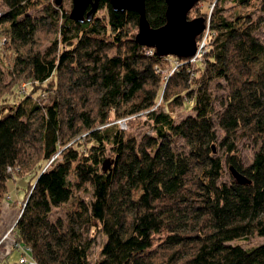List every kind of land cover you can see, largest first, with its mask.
Here are the masks:
<instances>
[{
	"label": "trees",
	"instance_id": "trees-1",
	"mask_svg": "<svg viewBox=\"0 0 264 264\" xmlns=\"http://www.w3.org/2000/svg\"><path fill=\"white\" fill-rule=\"evenodd\" d=\"M1 1L11 60L4 67L0 51V219L8 180L31 173L12 226L36 264H264V241L232 242L264 236V0H210L209 23L198 0L188 16L198 11L208 24L196 57L139 43V13L110 0L83 21L63 0H42L39 12L33 0ZM228 1L242 9L227 15ZM166 7L145 0L151 26L166 22ZM170 57L175 69L163 78ZM186 100L190 112L176 119ZM122 117L147 127L137 135ZM239 137L252 140L249 163ZM225 164L250 181L231 169L222 179Z\"/></svg>",
	"mask_w": 264,
	"mask_h": 264
},
{
	"label": "rangeland",
	"instance_id": "rangeland-1",
	"mask_svg": "<svg viewBox=\"0 0 264 264\" xmlns=\"http://www.w3.org/2000/svg\"><path fill=\"white\" fill-rule=\"evenodd\" d=\"M33 1L34 3L30 7V11L39 12L42 7V0H33ZM203 2L204 3L203 4L201 3V5H203L205 9L208 8L209 6L208 15H207V21H209L210 14H211L210 12L214 6V3L210 0L203 1ZM63 6L64 8L70 11L72 8V0H63ZM225 7H226V14L229 16L234 15V13L237 10L242 9L239 6H236L234 2H231V1L226 2ZM5 8L6 6L0 0V13L3 12ZM248 8H252V6ZM255 13L258 14V13H261V11L259 9H256ZM195 16H201V14H199V12L196 11L190 16V18L195 17ZM2 27L3 26H0V51H1V57L4 62L2 63V65L6 67L7 65H9V61L11 60V54H10V51L4 50V48L2 47V42L5 41V40L3 41V39L5 38V33L3 32ZM257 33L264 40V21L261 23V25L257 29ZM203 43H204V37L201 38V44ZM175 65H176V61L172 59L171 57L165 60V62L162 65L163 78L167 77L173 72V70L175 69ZM27 82L28 81L22 82L19 88L25 89V87L27 86ZM19 95H20L19 90H17V92H15L13 96L9 95V99L7 100L11 101L12 98H15V97L16 99H19ZM1 105L2 104L0 103V107ZM190 110H191L190 102L186 100L185 104L175 107L174 116L176 119H180L185 114L190 112ZM143 118L144 117H137L131 122H129V120L126 119L125 121L126 126L124 129L128 131H132L133 133L139 135L144 130V128L147 127V125L144 123ZM218 133H219V139H221L224 133L221 129H218ZM237 146H238L237 153L238 155H240L243 163L251 162L252 157H253V152H254V147H253L251 138L239 137L237 139ZM29 176H31V173H27L25 171L18 173V170H16L14 177H11L7 182L8 190H7L6 197L4 198V203H3L4 208L2 209V215L0 219V258L5 257L10 262L17 261L19 259L21 255V250L14 245L15 230L12 229L13 227H11L12 226L11 223L13 222V221L11 222V218H12L11 216L13 213L6 215L7 212H5V210L8 209L9 206L17 207L19 205V202H21V200L24 198L26 188L28 186ZM231 177H232V174L230 172L229 165L225 164V171H224V176L222 179H230ZM86 195H87V198L90 197V194H86ZM7 200L9 203L7 202ZM69 206H70V203H67L61 207H57L54 209L53 214L54 215L63 214L64 211ZM6 231H8V233L5 235ZM161 236L162 234L155 235V238H154L155 243H157L161 239L160 238ZM104 240H105V236L101 233H98L96 236L95 244L93 245L92 250H91V258L93 262L99 257L100 249H101V246ZM262 241H264V236H259L255 234V235L249 236L248 238L235 239L232 242H238L244 246H252Z\"/></svg>",
	"mask_w": 264,
	"mask_h": 264
},
{
	"label": "water",
	"instance_id": "water-1",
	"mask_svg": "<svg viewBox=\"0 0 264 264\" xmlns=\"http://www.w3.org/2000/svg\"><path fill=\"white\" fill-rule=\"evenodd\" d=\"M60 1V0H57ZM100 0H72L70 17L83 21L91 19L99 6ZM166 22L158 27L151 26L145 8V0H110L116 10L132 9L139 13L138 31L136 40L146 46L154 47L160 55H177L182 57L196 54L197 36L206 26L205 16H188L189 10L198 0H165ZM208 22V21H207ZM111 166V159L105 158L103 170ZM233 175L239 182H249L250 179L234 166H230Z\"/></svg>",
	"mask_w": 264,
	"mask_h": 264
},
{
	"label": "built area",
	"instance_id": "built-area-1",
	"mask_svg": "<svg viewBox=\"0 0 264 264\" xmlns=\"http://www.w3.org/2000/svg\"><path fill=\"white\" fill-rule=\"evenodd\" d=\"M205 36H206V34H205ZM205 36H204V38H205ZM4 39H3V41H4ZM203 44H201V42L198 43L197 52H196L195 55H193V57H196L198 55V53L201 50ZM149 52L152 53L153 52V49H150ZM126 119H127V117L119 118V119H117V123L122 128H125V126H126V123H125ZM9 169H11V168H9ZM11 227H13V226H11ZM7 233H8V231H6L5 235ZM14 245L21 250V255H20L19 259L17 260L19 264H36L34 258L30 255L31 248L29 246L24 245V244H20V243L15 242V241H14Z\"/></svg>",
	"mask_w": 264,
	"mask_h": 264
},
{
	"label": "crops",
	"instance_id": "crops-1",
	"mask_svg": "<svg viewBox=\"0 0 264 264\" xmlns=\"http://www.w3.org/2000/svg\"><path fill=\"white\" fill-rule=\"evenodd\" d=\"M20 203H21V202H19V205H18L17 207H10V206H9L8 209L5 210V212H7L6 215H7V214L9 215V214L13 213L12 216H11V217H12V218H11V222L13 221V219H14V217H15L17 211H18V208H19V206H20ZM7 223H8V222H7ZM12 223H13V222H12ZM12 223H11V224H12ZM11 224H10V225H11Z\"/></svg>",
	"mask_w": 264,
	"mask_h": 264
}]
</instances>
